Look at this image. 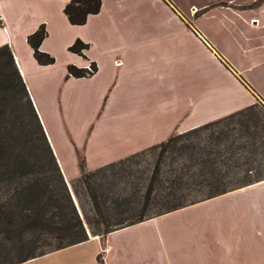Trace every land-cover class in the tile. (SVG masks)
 Instances as JSON below:
<instances>
[{
    "label": "crops",
    "instance_id": "obj_1",
    "mask_svg": "<svg viewBox=\"0 0 264 264\" xmlns=\"http://www.w3.org/2000/svg\"><path fill=\"white\" fill-rule=\"evenodd\" d=\"M66 1L0 0V45L63 177L79 172L77 151L91 170L264 101V0H200L186 11L176 0H100L83 24L68 22ZM40 24L51 64L37 63L26 42ZM76 38L88 45L83 56L67 50ZM87 61L93 74L65 78L67 64ZM98 254L104 264H264V179L22 264H96Z\"/></svg>",
    "mask_w": 264,
    "mask_h": 264
},
{
    "label": "rangeland",
    "instance_id": "obj_2",
    "mask_svg": "<svg viewBox=\"0 0 264 264\" xmlns=\"http://www.w3.org/2000/svg\"><path fill=\"white\" fill-rule=\"evenodd\" d=\"M176 1L179 3V7L186 11L189 2L198 3L200 0ZM259 3L260 0H256L251 5L256 6ZM196 13L197 11L193 14ZM88 63L87 61L86 64ZM11 75V73L6 77L3 74L0 75V169L5 167L6 163L10 166L15 158H26V160L32 161V157H38L40 165L45 166L43 165L45 148L36 122L28 112V106L22 104V101H19V104L12 101L18 94V90L15 89V82ZM259 81L263 85L262 80ZM87 82L80 86H87ZM251 104L254 107L245 113L251 115L254 123L251 122L248 130L241 132V135L237 131L234 132V135L238 137L235 139L236 149L234 148L235 153L232 157V159L239 158V161L242 162L246 156L248 163H240L237 167L230 165V168L237 171L238 177L246 168H250L248 174L250 178L264 179V101L255 96V100ZM31 106L33 108L32 104ZM33 110L35 112L34 108ZM35 114L37 116L36 112ZM243 116H245L244 113ZM240 117L241 115L235 116L232 119V125L237 127L234 120ZM70 123L78 126L79 118L71 116ZM72 128L75 131V127ZM210 130L208 128L188 134H184L185 130H175L171 133L173 139L166 145H161L158 142L94 169L85 168V170L70 177L66 176V178L62 175L70 200L82 221L86 235H101L100 231L94 230L95 221L106 222L111 227L119 223H126L134 216V210H138L143 194L149 187H152L151 203L148 205L150 206L148 210L145 211L146 216L155 214L157 209L152 207L153 203L162 202L164 199H167L168 203L176 202V198L179 201L183 200L180 199L182 195L178 193L174 196L169 195V189L173 186L177 188L175 189L177 192H187L185 201L195 198V189H190V187L195 188V183L191 178H186L185 174L196 172L200 164L202 167L203 163L196 157V152L199 147L209 141ZM52 132L51 136L55 145L62 151L59 141L60 133L58 134L54 127H52ZM218 146L220 150H223V143ZM76 154L77 157L83 158L80 151H77ZM38 164L33 167L26 165V167L34 169ZM218 164L222 168H227L226 164ZM203 166L205 167L206 164ZM180 175V180L175 179ZM183 181H187L190 187H186ZM232 184L233 182L225 186L229 187ZM91 194L96 198L98 209L93 208ZM2 199L0 191V200ZM97 225L102 228L101 223ZM36 233L24 224H0V264H22L23 260L31 254L44 253L54 248L55 243L49 235L39 238L36 237ZM99 256V261L102 263L98 264H104L102 255Z\"/></svg>",
    "mask_w": 264,
    "mask_h": 264
},
{
    "label": "trees",
    "instance_id": "obj_3",
    "mask_svg": "<svg viewBox=\"0 0 264 264\" xmlns=\"http://www.w3.org/2000/svg\"><path fill=\"white\" fill-rule=\"evenodd\" d=\"M99 6L100 0H67L63 6V13L70 24H83L86 16L88 14L96 13L99 10ZM45 33L43 24H40L34 31L26 36V42L32 49L33 58L37 63L43 65L51 64L54 61V58L50 54L43 52L38 48ZM87 46V43L76 38L67 47V50L83 56L82 51L86 49ZM89 65L91 71H87L82 67H76L73 64H67L65 67V78L68 76H90L94 73L96 67L93 62H90ZM9 73L12 74L11 76L15 82V89L18 90V94L14 96L12 101H15L17 104H19V101H22V104L28 106V112L35 120L36 126L41 134L42 143L45 148L43 163L45 166L40 165L38 157H32V161H29L28 159L26 160V158H15L10 166L6 163V166L0 169V191L3 196V199L0 200V224H24L25 226L32 228L34 233L37 232L36 237L42 238L43 235H49L55 243L54 248L51 250L84 241L87 239V235L82 221L78 217L70 200L62 174L27 97L24 85L14 65L10 50L6 44H3L0 45V75L3 74V76L6 77ZM253 107V104L247 105L221 117L207 121L199 126L185 130L184 134L196 133L199 130H207L208 128L211 129L209 133V141L199 148L198 144V150L196 152L198 160H200L203 165L206 164V166L204 167L202 165L201 167L200 164V167L196 172L189 175L185 174L186 178H191L193 180L195 188L190 187L187 181H183L185 182L186 187L195 189V198L185 201L184 198L185 195H188L186 194L187 192H177L175 191L177 188L173 186L169 189V195L174 196V194L178 193L179 195H182L180 196V199H183L184 201H179L178 198H176V202L168 203L166 201L167 199H164L162 202L153 203L152 207L154 206L157 209L155 214L146 216L145 211L148 210V207H150L148 205L151 203L150 196L152 193V187H149L143 194V199L138 206V210H134V216L126 221V223H119L111 227V225H108L106 222L95 221L94 230L100 231V234L104 235L116 228L133 224L152 216L263 179L250 178L248 175L250 168H246L239 177L237 176V171H233L230 168V165L237 167L240 163H248L246 156L242 162L236 157L232 159L233 154L235 153L234 148L236 149L235 139L238 137L237 135H234V132L237 131L241 135V132H246L248 130L251 122L254 123L251 115L245 113L250 111ZM243 113L246 117L243 116ZM237 115H241V117L234 120V123L237 125V127H235L231 122ZM172 136L173 134H170L165 140L159 143L161 145L168 144V142L173 139ZM222 143L224 144V148L223 150H220L218 145ZM218 163L226 164L227 168L220 167ZM36 164L38 165L34 169L26 167V165L33 167ZM77 165L79 171L85 170L83 158H79V156L77 157ZM175 179L180 180L181 175ZM231 182H233L232 186H225ZM90 199L93 208L98 209L97 201L93 194H91ZM125 211H128V209H125ZM98 223L102 224V228L97 225ZM40 254L43 253L31 254L24 260ZM99 255L100 254L96 256L97 264L102 263L99 261Z\"/></svg>",
    "mask_w": 264,
    "mask_h": 264
},
{
    "label": "built area",
    "instance_id": "obj_4",
    "mask_svg": "<svg viewBox=\"0 0 264 264\" xmlns=\"http://www.w3.org/2000/svg\"><path fill=\"white\" fill-rule=\"evenodd\" d=\"M84 68H85L87 71H91V68H90V65H89V63H88V64H86Z\"/></svg>",
    "mask_w": 264,
    "mask_h": 264
}]
</instances>
